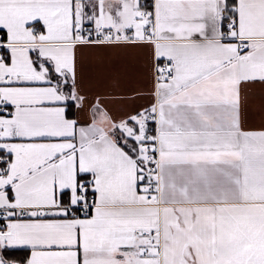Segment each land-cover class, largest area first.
I'll use <instances>...</instances> for the list:
<instances>
[{
  "label": "snow or ice",
  "instance_id": "obj_1",
  "mask_svg": "<svg viewBox=\"0 0 264 264\" xmlns=\"http://www.w3.org/2000/svg\"><path fill=\"white\" fill-rule=\"evenodd\" d=\"M0 264H264V0H0Z\"/></svg>",
  "mask_w": 264,
  "mask_h": 264
}]
</instances>
